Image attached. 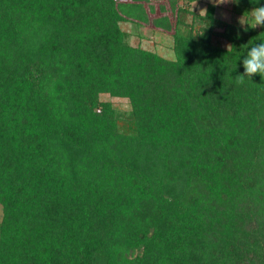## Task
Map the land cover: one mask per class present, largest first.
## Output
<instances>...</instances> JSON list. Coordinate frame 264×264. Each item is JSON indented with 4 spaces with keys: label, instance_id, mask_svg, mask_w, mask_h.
I'll return each mask as SVG.
<instances>
[{
    "label": "trees",
    "instance_id": "trees-1",
    "mask_svg": "<svg viewBox=\"0 0 264 264\" xmlns=\"http://www.w3.org/2000/svg\"><path fill=\"white\" fill-rule=\"evenodd\" d=\"M156 1L0 0V264H264V0Z\"/></svg>",
    "mask_w": 264,
    "mask_h": 264
},
{
    "label": "rangeland",
    "instance_id": "rangeland-1",
    "mask_svg": "<svg viewBox=\"0 0 264 264\" xmlns=\"http://www.w3.org/2000/svg\"><path fill=\"white\" fill-rule=\"evenodd\" d=\"M166 2L168 3V0H157L155 4H159V3L166 4ZM179 3L183 4L182 1H180ZM208 3H213L216 6L215 16L217 19H219V21L232 22L238 25H244L245 23L244 17L232 12L231 2L224 3V4H216L213 2V0H196V2L192 3V5L186 4V6L191 7L192 9H195L196 12L203 14L204 11H201V10L206 9V6ZM186 19L188 20L189 17H187ZM122 28L129 31L130 42L133 45L137 44L138 42L140 43L142 42V45L145 46L146 48L153 49L155 48L154 47V43H155L157 44L156 50L162 51L164 45L166 47L170 45L171 43V40L168 36H167V40H165L166 38L162 36V33L158 34L160 32L155 31L154 28H152L151 26H145L143 28H136L135 26L133 27L128 23H124L122 24ZM225 44L226 43H224V45ZM101 99L110 101L116 109L123 110V111L129 109L128 100L125 98L112 97V96L104 94L101 96ZM0 219H1V207H0Z\"/></svg>",
    "mask_w": 264,
    "mask_h": 264
},
{
    "label": "clouds",
    "instance_id": "clouds-1",
    "mask_svg": "<svg viewBox=\"0 0 264 264\" xmlns=\"http://www.w3.org/2000/svg\"><path fill=\"white\" fill-rule=\"evenodd\" d=\"M216 4L228 2L237 3L236 0H213ZM252 3L259 4V0H251ZM201 11L206 12V9ZM249 27L256 29L264 28V5L253 7L250 11ZM230 46V45H229ZM244 72L236 77L237 84H243L245 79H252L256 74L264 79V40L248 48L246 55L242 59Z\"/></svg>",
    "mask_w": 264,
    "mask_h": 264
}]
</instances>
